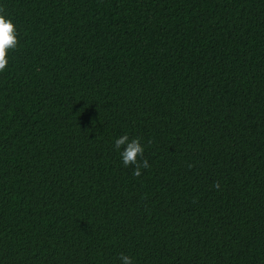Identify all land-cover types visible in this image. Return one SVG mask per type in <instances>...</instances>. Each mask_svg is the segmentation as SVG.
<instances>
[{"label":"trees","instance_id":"trees-1","mask_svg":"<svg viewBox=\"0 0 264 264\" xmlns=\"http://www.w3.org/2000/svg\"><path fill=\"white\" fill-rule=\"evenodd\" d=\"M0 7V264H264V0Z\"/></svg>","mask_w":264,"mask_h":264},{"label":"clouds","instance_id":"clouds-1","mask_svg":"<svg viewBox=\"0 0 264 264\" xmlns=\"http://www.w3.org/2000/svg\"><path fill=\"white\" fill-rule=\"evenodd\" d=\"M18 43L16 25L12 19L5 16L4 9L0 7V72L8 65V52L15 49ZM115 148L122 149L120 155L125 167L134 166V176H140L141 169L149 167L147 159L144 158V146L140 138L129 139L127 134L122 135L115 140ZM215 187L219 188L218 182ZM120 260L122 264H132L131 257L127 255L121 254Z\"/></svg>","mask_w":264,"mask_h":264}]
</instances>
